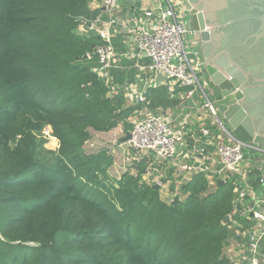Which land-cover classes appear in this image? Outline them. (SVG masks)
I'll return each instance as SVG.
<instances>
[{
  "label": "trees",
  "instance_id": "obj_1",
  "mask_svg": "<svg viewBox=\"0 0 264 264\" xmlns=\"http://www.w3.org/2000/svg\"><path fill=\"white\" fill-rule=\"evenodd\" d=\"M89 2L0 0V264H227L230 184L197 173L166 204L139 183L146 161L117 175L111 152L85 149L130 132L135 110L84 58L99 44L75 34L98 16ZM156 90L152 107L173 105Z\"/></svg>",
  "mask_w": 264,
  "mask_h": 264
},
{
  "label": "built area",
  "instance_id": "obj_2",
  "mask_svg": "<svg viewBox=\"0 0 264 264\" xmlns=\"http://www.w3.org/2000/svg\"><path fill=\"white\" fill-rule=\"evenodd\" d=\"M118 1L100 0L108 18H97L90 28L100 38L93 55H86L97 61L93 70L97 80L107 87L109 96L118 93L114 73L119 67L112 39L117 34H128L127 37H134L131 55L136 59L135 68L154 81L161 80L171 89H183L185 100L198 99L210 124L190 134L195 142L191 153L198 159L196 173L203 174L209 186L228 181L233 187L234 198L226 225L229 235L223 253L229 264H264V147L239 141L226 130L217 113L216 101L209 94V81L201 76V61L188 51L186 45L183 0H158L160 6L143 10L139 23L133 24L114 17ZM144 19H154V22L146 24ZM84 29L82 24L80 31ZM141 60L146 62L140 63ZM129 90L136 103H145L144 95H133ZM128 134L130 139L124 143L119 141L126 138L125 134L113 136L109 142L111 147L120 148L125 156L146 153L154 164H159L180 155L178 149L182 146V138L161 114L137 119ZM102 141V137L91 135L84 146L98 151ZM254 171H258L255 182L251 176ZM179 175L188 180L184 169ZM257 189L261 191L258 196Z\"/></svg>",
  "mask_w": 264,
  "mask_h": 264
},
{
  "label": "crops",
  "instance_id": "obj_3",
  "mask_svg": "<svg viewBox=\"0 0 264 264\" xmlns=\"http://www.w3.org/2000/svg\"><path fill=\"white\" fill-rule=\"evenodd\" d=\"M100 0H90L88 8L90 11H99L97 18L107 20L108 15L105 12V9L101 7ZM160 6V2L158 0H119L117 8L114 12V17L119 21H125L129 24L139 23L140 14L143 10L155 9ZM96 19L93 22H85L80 20V24L75 30V34L83 39H86L88 35L94 36L98 38L100 43V38L97 33L90 29L92 24L94 25ZM146 24H151L154 22V19L146 20L144 19ZM84 24L85 29L81 32L80 26ZM128 34H117L112 39V44L114 46L115 52L117 54L118 59V67L117 70V87H118V95L122 96L123 104L122 107L125 108H134L135 110L131 114L129 118V122L131 121L133 116L135 119H140L142 117H148L154 114H161L165 118H167L170 123L173 131L178 134L182 138V146L178 149L179 157L172 161L161 162L159 164H154L152 158L146 153H129L128 156L122 154V150L120 148H113L109 143L112 141L113 136H121L123 134H128L129 132L124 131V127L121 124H118L117 127L113 130L107 132H93V137H102L103 141L100 143V148L98 151H106L111 152L113 157V172L112 174L119 175L120 173H125L128 169L132 168L135 164H139L142 161H146V169L144 173L141 175L144 177L143 179L150 183L148 185L158 186L159 189V197L162 202L163 199L168 197H183L180 192V188L182 185L186 184L190 179L193 178L195 174H197V157L192 155L191 150L194 147L195 142L190 137L192 132H196L206 125L210 124V118L207 114H205L199 105L198 99L196 97L185 100L182 98L183 89L169 88L166 84H164L161 80H152L147 75L142 74L137 68L134 67L136 59L131 55L133 49V38L132 36L127 37ZM187 42V39H186ZM188 51L194 54V50L192 46L187 42L186 43ZM93 47V51H94ZM89 54V53H88ZM87 55V54H86ZM90 55H93L90 54ZM91 58H86L87 60H91ZM92 61V60H91ZM94 62V61H93ZM146 61L141 60L140 63H145ZM205 77V75H201ZM129 88L133 91V95H144L145 99L148 97L153 98L152 91H167L169 93V97L167 98L170 103L173 105H158L152 107L151 101L145 103H136L134 97L130 96L131 92ZM150 91V92H149ZM210 96L213 100L216 101V98L213 96L211 90L209 91ZM150 100V99H149ZM130 122L133 126L134 122ZM124 140L119 141L120 143H124ZM259 164H256L258 167ZM184 169L185 174L187 175V179H182V176L179 175V171ZM253 172V171H252ZM201 174V173H200ZM204 177V175L202 174ZM253 182L256 181V177L258 176V171H254L253 175L251 173ZM254 176V177H253ZM205 179V177H204ZM155 180V181H154ZM206 180V179H205ZM207 182V181H206ZM222 182L223 184H230L228 181L225 183L223 181L217 182L219 184ZM231 185V184H230ZM255 185V184H254ZM213 186H210V188ZM232 187V185H231ZM233 188V187H232ZM234 198L232 192V200ZM165 203V202H164Z\"/></svg>",
  "mask_w": 264,
  "mask_h": 264
},
{
  "label": "water",
  "instance_id": "obj_4",
  "mask_svg": "<svg viewBox=\"0 0 264 264\" xmlns=\"http://www.w3.org/2000/svg\"><path fill=\"white\" fill-rule=\"evenodd\" d=\"M257 1L250 0L249 6L261 15L252 18L256 23L243 25L244 32L238 28L239 24L233 28L237 19H229L223 13L225 0H183V14L187 42L203 60L201 70L209 81L226 130L239 141L264 147V42L258 45L264 40V5H254ZM228 27L231 32L225 31ZM223 32L229 39L231 36L236 39L237 53L246 52L249 63L246 62L245 69L232 60L233 48L227 44V50L223 45ZM129 139L127 134L125 140ZM228 222L227 215L222 226Z\"/></svg>",
  "mask_w": 264,
  "mask_h": 264
},
{
  "label": "flooded vegetation",
  "instance_id": "obj_5",
  "mask_svg": "<svg viewBox=\"0 0 264 264\" xmlns=\"http://www.w3.org/2000/svg\"><path fill=\"white\" fill-rule=\"evenodd\" d=\"M225 1H226V8H225L226 11L223 13L229 19L230 18L234 19V20L237 19L238 23L234 24L235 26H233V28L239 24L238 28H240V30L243 32H244L243 25H246L247 23H253V22L256 23V21L253 20L252 18H256V17L261 15V13L257 9L251 8L249 6L250 0H225ZM254 5L261 7L264 5V0H258L257 2H255ZM225 31L231 32L229 27ZM222 34H223V45L226 47V49L228 50L227 44H229V46H231L233 48L232 49V60L239 63V65L243 69H245L244 67L248 66L247 63H249L248 58H246V52L244 50H240L239 53H237L235 50V46L237 45L235 43L236 39H234L233 36H231L229 39L228 35H225L224 32ZM186 39H188V34L186 36ZM263 42H264V40L260 41L258 43V45L263 44ZM199 59L201 61V64H203V60H202L200 55H199ZM202 74H203V69H202Z\"/></svg>",
  "mask_w": 264,
  "mask_h": 264
},
{
  "label": "rangeland",
  "instance_id": "obj_6",
  "mask_svg": "<svg viewBox=\"0 0 264 264\" xmlns=\"http://www.w3.org/2000/svg\"><path fill=\"white\" fill-rule=\"evenodd\" d=\"M176 9H177V6H176ZM178 10V9H177ZM77 29V28H76ZM76 33V32H75ZM191 57V56H190ZM87 65H89V63L88 62H85ZM117 71H116V73H115V82L117 83ZM199 78H200V75H199ZM134 119H135V116H133L132 117V119H130L131 121L130 122H132V121H134ZM136 120V119H135ZM129 122V123H130ZM45 148L46 149H48V150H50V151H56V149L58 148V142L56 141V140H54V139H48V141H47V143L45 144ZM85 149H88V148H85ZM144 177H142V176H140L139 177V183H141V184H144V185H148V184H150V183H148L147 182V179L146 180H144L143 179ZM155 181V180H154ZM259 192L261 193V191L260 190H256V193H257V196L259 195ZM180 198L182 199L183 197H181L180 196ZM164 200V202L166 203V204H168V203H170V202H172V197H168V198H166V199H163ZM225 260H226V262H227V264H229V261H228V258H227V256H225Z\"/></svg>",
  "mask_w": 264,
  "mask_h": 264
}]
</instances>
